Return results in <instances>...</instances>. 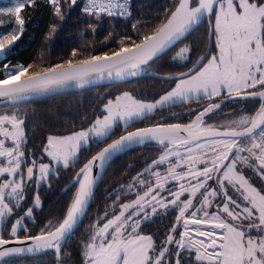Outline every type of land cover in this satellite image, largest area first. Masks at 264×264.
Returning a JSON list of instances; mask_svg holds the SVG:
<instances>
[{"label": "snow or ice", "instance_id": "6c2138e0", "mask_svg": "<svg viewBox=\"0 0 264 264\" xmlns=\"http://www.w3.org/2000/svg\"><path fill=\"white\" fill-rule=\"evenodd\" d=\"M35 2L16 0L12 6L0 7V22L3 16L8 15L14 17L16 25L14 30L0 33V65H3L0 68V76L3 77L0 79V97L8 100H19L27 94H42L69 85L83 88L103 79L105 75L110 79L123 80L146 74L151 64L166 56L176 42L183 43L205 16L214 19L209 35L215 37L216 54L201 56L187 73L168 77L178 81L171 91L151 103L142 102L124 92L114 101H108L105 106L107 115L103 119H96L86 131L66 137H49L45 151L57 163L62 162L64 167L76 157L82 144L86 145L93 138L101 140L108 137L117 120L133 122L158 107L192 99L207 98L211 101L216 97L229 100L240 98L258 100L260 104L255 115L232 121L224 131L205 122V117L211 118L210 114L221 108V100L207 104L188 125L139 128L122 135L81 168L76 181L79 189L62 223L54 231H42L39 236L29 237L37 241V245L36 249L28 250L55 249L59 259L61 241L74 234L93 195L95 180L88 175L92 166L98 161L102 167L114 153L133 143L142 144L146 139H151L165 145L164 153L145 169L154 177V181L147 179L145 173H139L133 178L135 183L130 184L129 189L138 184L143 193L137 191L136 198L127 203L117 204L114 201L118 214L113 212L112 218H108L110 214L105 212L92 225L90 239L82 252L83 264H164L166 256L169 261L175 257V264H181L182 252L194 255L196 264H264V188L258 189L250 183L243 171L244 168H252L264 180V0H176L174 10H166V22L153 33L144 35L139 43L131 37H124L117 51L82 59L78 58V52L74 49L71 56L75 63L70 59L67 65L56 64L42 72H34L20 82L32 65L10 67L5 61L13 54L16 42L25 31L22 10ZM47 2L61 22L65 19L62 6L69 15L73 9L79 8L81 15L96 25L131 16L129 0ZM89 27H92L91 24ZM132 28L137 30L135 24ZM56 31L57 26H51L48 38L51 39ZM125 41H131L130 45ZM191 52V46L185 44L173 60H190ZM205 60L207 62L203 63ZM23 123L15 115L0 117V125L9 124L13 129L9 132L4 128L2 132L5 139L0 140V157L4 158L7 166L0 167V176L20 177L19 183L13 179L0 185V218L12 211L5 202L6 198L17 201L24 199L26 181L21 169L24 153L19 151L20 144L24 142ZM6 139H13L15 146L5 147ZM244 152L248 155L241 156ZM165 164L168 166L164 173L157 170ZM34 166L27 169V179L37 183L34 180ZM39 172L38 183H43L50 168L41 164ZM209 181H213L215 187ZM170 182L172 187H167ZM162 190L167 191L168 195H162ZM233 191L243 203L231 194ZM33 206H40L38 196ZM169 208L178 209V215L158 249L152 236L142 234V225L151 222L159 214V209ZM32 210L29 208L26 215L30 217ZM20 225L21 220H17L16 225L12 226V235L16 234ZM180 227L183 228L182 232L178 231ZM8 243L9 240L0 239V245ZM172 244L176 248L169 252L168 245ZM22 251L24 249H5L0 256Z\"/></svg>", "mask_w": 264, "mask_h": 264}, {"label": "trees", "instance_id": "16d2710c", "mask_svg": "<svg viewBox=\"0 0 264 264\" xmlns=\"http://www.w3.org/2000/svg\"><path fill=\"white\" fill-rule=\"evenodd\" d=\"M15 2L16 0H0V7L12 6ZM129 3L130 17L114 19L111 23L106 20L102 25H96L88 17L82 16L79 8L73 9L69 15L63 6L65 19L61 22L54 16L53 8L47 0H36L34 4L26 5L21 12V16L25 19V31L21 39L16 42L13 54L7 57L5 63H9L10 67L32 65L29 72L21 77L24 78L34 72H42L45 68L54 67L56 64L67 65V61L70 59L75 63L76 60L71 56L74 49L77 50L78 58L81 59L92 55L111 54L119 49L122 38L131 37L132 40L139 43L144 35L153 33L157 27L166 22L168 15L166 10H174L176 0H129ZM89 24H91V28ZM133 24L137 26L136 31L132 28ZM212 24H214L213 18L205 21L183 43H179L166 56L151 64L147 73L179 74L192 68L201 56L210 57L212 54H216L215 37L209 35ZM53 25L57 26V31L49 39V30ZM15 28L14 17L3 16L2 22H0V33H8ZM92 28H95V31H92ZM110 33L111 35H109ZM125 43L130 45L131 41H125ZM185 44L192 48L190 60H173V57ZM2 67L3 65H0V68ZM2 78L0 76V79ZM174 82L145 75L111 86H101L82 92H70L42 100L3 106L0 107V116L7 113L23 120L27 139V144L25 142L24 146L25 144L26 146L33 145L37 147L36 149L42 150L49 137L68 135L92 125L103 113V105L119 93L131 90L142 97L147 90L153 95L156 93L155 97H159L171 89ZM221 100H223L221 108L210 114L211 118L205 117L207 124L223 127L240 117L255 115L260 104L258 100L226 101L224 97H216L211 101L207 98L192 99L165 108L157 114L136 120L127 127L118 124L107 139L92 140L88 147L81 149L77 160L67 167H58V171L50 175L48 182L38 186L34 182L26 181L23 192L24 199L9 202L12 211L0 227V239L28 238L41 235L42 231L44 233L49 230L54 231L55 227L62 223L66 210L79 189V184L76 183L73 188H66L80 169L110 142L127 132L143 127L174 123L187 124L193 121L207 104L221 102ZM164 151L165 145L146 143L118 155L111 161L101 179L87 217L80 228L68 239L59 259L55 252H47L38 257L14 256L0 264H83L82 252L84 245L90 239L92 225L103 217L105 212L110 214L108 218H112L111 213L113 212L118 214V210L113 204L114 201L117 204L126 203L136 198L137 191L143 193L138 184L132 189H129V185L135 183L133 178L137 177L139 173H145L147 179L154 181V177L150 172H145V169L149 168L152 161L158 160ZM247 155V152L241 153V156ZM171 159H175V157ZM167 166V164L162 165L157 170L164 173ZM243 171L252 184L259 189L264 188V182L261 183L262 180L259 179L255 170L244 168ZM209 184L215 187L213 181H210ZM167 187H172V184ZM173 190H175L174 187ZM162 195L167 196V191L162 192ZM37 196L40 206L34 207ZM17 203L18 206H16ZM214 207L215 205H213ZM29 208L33 209L30 217L26 215ZM212 210L209 209V211ZM158 213L151 222L142 225L141 232L144 235L152 236L159 249L175 222L178 209H159ZM17 220H21V225L17 226L16 234L12 235V226L16 225ZM178 231L182 232L183 228L180 227ZM173 235L175 234L173 233ZM176 239H179V236H176ZM168 247L169 252H172L176 245L172 244ZM174 261L175 257L169 261L166 256L164 264H172ZM181 264H196L194 255L190 256L188 252H182Z\"/></svg>", "mask_w": 264, "mask_h": 264}, {"label": "water", "instance_id": "95a60500", "mask_svg": "<svg viewBox=\"0 0 264 264\" xmlns=\"http://www.w3.org/2000/svg\"><path fill=\"white\" fill-rule=\"evenodd\" d=\"M209 19H210V17L205 16L202 19V21L200 22L199 26L202 25L205 21H207ZM179 43H181V42H179V41L176 42V45L173 46L172 49H174ZM203 63H205V61ZM192 68H190V69H192ZM188 71L189 70H187L185 72H182V73H187ZM180 74L181 73L175 74V75H160V74H150V73L148 74V73H146V74H142V75L136 76V77H126L123 80L115 79V78L110 79V78H108L105 75V77L103 79H98L94 83L86 85L83 88L76 87L75 85H69V86H67L65 88L53 89V90H51L49 92L42 93V94H27L25 98H22V99H19V100H8L7 98L0 97V107L8 106V105H16V104L30 102V101L42 100V99L58 96V95H61V94L70 93V92H82V91H85V90H89V89L96 88V87H101V86H111V85H115V84H120V83H124V82H127V81H131V80H133L135 78H140V77H143L145 75L154 76V77H157V78H160V79H164V80H167V81H174V80L168 79V77H178ZM26 79H27V77L20 78V82H23ZM12 86H14V85H9V87H12ZM237 99H240V98L231 99V100L226 99V101H233V100H237ZM193 121H191V122H189L187 124H182V123H174V124H179L181 126H185V125H188V124L192 123ZM174 124H160V125H153V126H148V127H143V128H149V127L150 128H157V127L167 128L169 125H174ZM216 128L219 131L226 130V128H223V127L222 128L221 127H216ZM136 130H132V131H136ZM237 130H240V129H237ZM126 134H124V135H126ZM180 135H185V133H180ZM119 138H117L116 140H118ZM220 138L224 139L225 137H217L216 139H220ZM114 141L110 142L109 144H112ZM145 141H146L145 143L136 144V145H133V146H128V147L124 148L122 151L114 153L112 155L111 159L109 161H107L102 167L100 166L98 161L96 162V164L94 166H92V171L89 172L88 175L90 177L94 178V180H95V184H94V188H93V195H92L91 199L89 200L87 208L85 209V214L80 219V221L78 222L77 226L75 227L74 233L76 232V230H78V228H80L81 224L83 223V221L87 217V215L89 213V210H90V207H91V204H92V201L94 199L95 193H96V191H97V189H98V187L100 185L101 179H102L104 173L106 172V170L108 168V165L111 163V161L114 158H116L118 155H120V154H122V153H124V152H126V151H128V150H130L132 148H135V147H138V146H143L146 143H158L157 141H154V140H151V139H146ZM108 145H106L105 147H107ZM102 150L103 149H101L100 151H102ZM97 154H95L94 156H96ZM92 158L90 160H92ZM76 181H77V174H76L75 178L73 179V181L68 185V187L66 189L73 188L75 186V184L77 183ZM37 236H39V235H37ZM68 239L69 238L66 237L65 240L61 241V251H60L59 258L61 256L62 249L65 246V244L67 243ZM9 241H10V243H8L7 245H1L0 246V253H3L5 251V249H24V251H22V252H13V253H11L9 255H6V256H0V263L3 262L4 260L9 259V258L14 257V256H25V255H28V256H31V257L32 256L33 257H38V256L44 255L47 252H55V249H51V248L50 249H41L39 251H35V250L29 251L28 249H36V245H37V241H35L33 239H29V237L28 238H21V239H10Z\"/></svg>", "mask_w": 264, "mask_h": 264}, {"label": "rangeland", "instance_id": "374dc122", "mask_svg": "<svg viewBox=\"0 0 264 264\" xmlns=\"http://www.w3.org/2000/svg\"><path fill=\"white\" fill-rule=\"evenodd\" d=\"M212 55H214V54H212ZM206 62H207V61H206ZM176 82H178V81H175L174 84H173V87H172L171 89H169L168 91H171V90L175 87V83H176ZM168 91H166V92H168ZM124 92H128V93H129L130 95H132L135 99H138V100H140V101H142V102H145V103H151V102H153L154 100L159 99V97H160V96H159V97H155L154 95H155L156 93L153 95V94H151L150 91H147V90L144 92V94L142 95V97L139 96V95H136V94L133 93L131 90H125V91L119 93V94H118L117 96H115L114 98H111V99H109V100H113V101H114L116 97L123 95ZM166 92H165V93H166ZM165 93H163V94H165ZM163 94H162V95H163ZM109 100H108V101H109ZM187 101H190V100H187ZM187 101H183V102H187ZM183 102H177V103H175V104H168V105H164V106H162V107H158V108L155 109L153 112H151V113H149V114H146V116H150V115H153V114H157L159 111H161V110H163V109H165V108H168V107H170V106H174V105H177V104H180V103H183ZM107 103H108V102H107ZM107 103H105V104L103 105V108H102V109H103V113L100 114V115L97 117V119H103V117L107 115V111H106V108H105V106L107 105ZM3 116H9V117H11L12 115H9V114L5 113V114H2L0 117H3ZM146 116H145V117H146ZM246 116H249V115H246ZM246 116H243V117H246ZM143 118H144V117H143ZM16 119H17V120H21V119H19V118H17V117H16ZM139 119H141V118H137L136 120H139ZM240 119H241V117L238 118L237 120H234V121H239ZM136 120H134V121H136ZM22 121H23V120H22ZM134 121H133V122H134ZM133 122L125 123L124 120H117L116 123L114 124V126H113V128H112L110 134L112 133V131L115 129V127H116L118 124H120L122 127H127L128 125H130V124L133 123ZM231 123H232V122L223 125V128H227V126L230 125ZM93 124H94V123H93ZM93 124H92V125H93ZM92 125L88 126V127L85 128V129H82V130H80V131H86V130H87L88 128H90ZM208 125H210V124H208ZM210 126H212V127H218V126H215V125H210ZM4 128H7L9 132H12V131H13L11 125H9V124H3V125H0V140H4V139H5V137L2 135V132H3V129H4ZM221 128H222V127H221ZM21 129H22V132H23V141H24V142L21 143L20 146H19V151H21V152L24 153V157L21 158V160H22V162H21L22 175H23L25 181H28L29 183L33 182V180H28V179H27V169H28L29 167H33V166H34V165H33V162H35V166H34V180L37 182L36 184H37L38 186H41L42 184L48 182L49 177H50V175H51L52 173H56V172L58 171V167H60V166H64V165H63L62 162H61V163H57V161L53 160L52 157L48 156L47 152L45 151V148L48 146V142H47L46 146H45L42 150H40V149H39V150L36 149L37 147H35V146H33V145L26 146V144H27V139H26V136H25V132H24L23 124L21 125ZM78 132H79V131H78ZM72 134H73V133L68 134V135H64V136H57V135H54V136H51V137H66V136H70V135H72ZM110 134H109V135H110ZM108 137H109V136H108ZM104 139H107V137L102 138L101 140H104ZM220 139H221V138H220ZM92 140H96V139H95V138L90 139L86 145H84V144L81 145V147H80V148L78 149V151H77V155H76V157H75L74 159H71V160L69 161L68 165H69L70 163H72L73 161H75V160H77V159L79 158V155H80L81 149H82L83 147H88V146L90 145V143H91ZM96 141H98V140H96ZM25 142H26V144H25V146H24V143H25ZM165 143H167V142H165ZM158 144H160V143H158ZM161 145H163V144H161ZM4 146H5V147H8V148H12V147L15 146V142H14L13 139H6V143H5ZM181 151L183 152L184 150L181 149ZM171 158H173V157H170V159H171ZM41 164L48 165L49 168H50V172H49V175L47 176V178L45 179V181H44L43 183H38V182H39V179H40V176H41V173L39 172V167H40ZM2 166H7V165H6V163L4 162V158H3V157H0V167H2ZM246 177H247V176H246ZM247 178H248V177H247ZM13 179H15L18 183L20 182V177H19V176H17V177H13L12 175H7V174H6L5 176H0V185H2V184L5 183V182L11 181V180H13ZM259 179H261V178L259 177ZM249 180H250V179H249ZM209 182H210V181H209ZM263 182H264V180H262L261 183H263ZM25 183H26V182H25ZM250 183H251V181H250ZM169 184H171V182H170ZM253 185H254V184H253ZM153 186H154V185H153ZM254 186H256V185H254ZM24 187H25V184H24ZM256 187H257V186H256ZM257 188H258V187H257ZM258 189H259V188H258ZM10 190H11V189H6L5 191H10ZM162 192H164V190H162ZM167 195H168V193H167ZM232 195L236 196L237 200L240 201V198H239V196H238L237 193H235V192L233 191V194H232ZM164 196H166V195H164ZM182 199H183V197H182ZM14 200H16V199H15V198H12V199H8V198H6L5 202L8 203L9 208H11L9 202H12V201H14ZM128 202H130V201H128ZM240 202L243 203L242 201H240ZM126 203H127V202H126ZM7 216H8V215H7ZM7 216H6V217H7ZM6 217H4V218H0V227L3 225V222H4V220H5ZM217 231H219V230H217ZM166 264H168V263H166ZM172 264H175V261H174ZM205 264H207V262H205Z\"/></svg>", "mask_w": 264, "mask_h": 264}, {"label": "bare ground", "instance_id": "6f19581e", "mask_svg": "<svg viewBox=\"0 0 264 264\" xmlns=\"http://www.w3.org/2000/svg\"><path fill=\"white\" fill-rule=\"evenodd\" d=\"M154 141H156V140H154ZM146 142V141H145ZM144 142V143H145ZM165 142H167V141H165ZM136 144H141V143H133L132 145H130V146H133V145H136ZM1 246V245H0Z\"/></svg>", "mask_w": 264, "mask_h": 264}]
</instances>
